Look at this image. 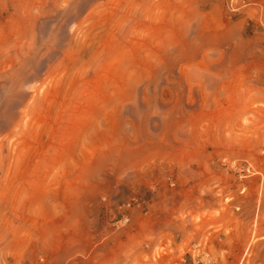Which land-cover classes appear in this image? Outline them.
Wrapping results in <instances>:
<instances>
[{"label": "rangeland", "instance_id": "obj_1", "mask_svg": "<svg viewBox=\"0 0 264 264\" xmlns=\"http://www.w3.org/2000/svg\"><path fill=\"white\" fill-rule=\"evenodd\" d=\"M0 264H264V0H0Z\"/></svg>", "mask_w": 264, "mask_h": 264}, {"label": "bare ground", "instance_id": "obj_2", "mask_svg": "<svg viewBox=\"0 0 264 264\" xmlns=\"http://www.w3.org/2000/svg\"><path fill=\"white\" fill-rule=\"evenodd\" d=\"M18 241V240H17ZM25 242V241H24ZM16 247V246H15ZM23 248V247H22ZM16 252V251H15ZM18 252V251H17Z\"/></svg>", "mask_w": 264, "mask_h": 264}]
</instances>
